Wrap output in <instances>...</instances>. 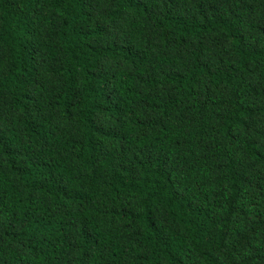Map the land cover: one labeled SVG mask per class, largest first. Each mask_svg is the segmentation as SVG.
<instances>
[{
    "label": "trees",
    "instance_id": "1",
    "mask_svg": "<svg viewBox=\"0 0 264 264\" xmlns=\"http://www.w3.org/2000/svg\"><path fill=\"white\" fill-rule=\"evenodd\" d=\"M0 264H264V0H0Z\"/></svg>",
    "mask_w": 264,
    "mask_h": 264
}]
</instances>
